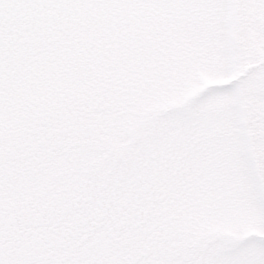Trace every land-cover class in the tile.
<instances>
[{
	"label": "snow or ice",
	"instance_id": "obj_1",
	"mask_svg": "<svg viewBox=\"0 0 264 264\" xmlns=\"http://www.w3.org/2000/svg\"><path fill=\"white\" fill-rule=\"evenodd\" d=\"M236 4L0 0V264H264V64L187 95Z\"/></svg>",
	"mask_w": 264,
	"mask_h": 264
},
{
	"label": "rangeland",
	"instance_id": "obj_2",
	"mask_svg": "<svg viewBox=\"0 0 264 264\" xmlns=\"http://www.w3.org/2000/svg\"><path fill=\"white\" fill-rule=\"evenodd\" d=\"M254 12H264L261 9H254ZM250 8L243 5H233L225 10H222L216 14L219 23H217V62L218 66H225L231 63L234 66L235 75H229L220 79H214L208 72H200L198 75V82L193 84L187 95L190 98L194 94L203 92L209 87H213L220 84L228 83L240 76L244 71V65L248 62L249 52L244 45H240L239 40L246 38L249 34V29H245V23L249 20L246 15H249ZM254 14V18H256ZM246 18V20L244 19ZM256 28L260 30V26L256 23ZM251 32H255L252 30ZM225 40L230 43V47H227ZM250 76L253 74L251 70L248 71ZM247 85V86H246ZM247 87V88H245ZM250 83H246L242 88L232 97L228 98L229 103L224 105L225 110H230L232 105L240 106L241 98L245 96V90L252 89Z\"/></svg>",
	"mask_w": 264,
	"mask_h": 264
},
{
	"label": "flooded vegetation",
	"instance_id": "obj_3",
	"mask_svg": "<svg viewBox=\"0 0 264 264\" xmlns=\"http://www.w3.org/2000/svg\"><path fill=\"white\" fill-rule=\"evenodd\" d=\"M254 14H256V18H254ZM246 18H253L252 20H249L247 23H245L246 25L244 26L246 30L249 29V35L246 38L239 40V42L240 45H244L247 48L250 54L248 57V62L244 65V71L241 72L240 76H242L244 73H248L249 70L254 73L261 64H264V41H261L260 30L256 28V23H258L260 28L262 25H264V12H254V9L250 8V13L249 15H246ZM246 18L244 19L246 20ZM252 30L255 32H251ZM260 75L264 76V72H261ZM250 84L252 89L245 90L246 94L245 96L243 95L241 98V103L239 104V107L244 109H247L249 104L252 102L255 91L254 83Z\"/></svg>",
	"mask_w": 264,
	"mask_h": 264
},
{
	"label": "trees",
	"instance_id": "obj_4",
	"mask_svg": "<svg viewBox=\"0 0 264 264\" xmlns=\"http://www.w3.org/2000/svg\"><path fill=\"white\" fill-rule=\"evenodd\" d=\"M217 23H219V20H218V18H217V16H216V25H217ZM217 26H216V30H217Z\"/></svg>",
	"mask_w": 264,
	"mask_h": 264
}]
</instances>
